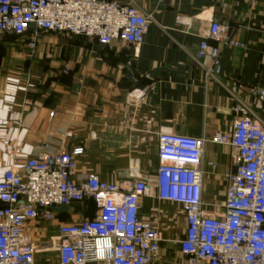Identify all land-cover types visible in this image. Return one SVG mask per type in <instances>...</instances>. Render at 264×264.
<instances>
[{"label": "crops", "instance_id": "crops-1", "mask_svg": "<svg viewBox=\"0 0 264 264\" xmlns=\"http://www.w3.org/2000/svg\"><path fill=\"white\" fill-rule=\"evenodd\" d=\"M116 1L133 3L149 17L140 45L106 44L36 26L24 35L0 36V180L39 151L82 148L75 157L76 182L91 175L110 183L152 182L139 210L142 219H156L162 233L150 264H186L179 243L187 230L186 211L157 196L159 135L205 140L203 208L207 215L221 212L235 150L211 139L232 131L237 104L264 120L263 103L250 92L264 89V0ZM212 19L228 25L230 37L241 45L222 47L217 75L208 71L209 58H196ZM96 214L95 203L85 199L54 209L51 221L29 222L25 235L51 244L61 225ZM55 259L52 249L36 256L37 264Z\"/></svg>", "mask_w": 264, "mask_h": 264}, {"label": "built area", "instance_id": "built-area-1", "mask_svg": "<svg viewBox=\"0 0 264 264\" xmlns=\"http://www.w3.org/2000/svg\"><path fill=\"white\" fill-rule=\"evenodd\" d=\"M37 29L140 45L150 27L148 16L133 3L116 0H0V36L24 35ZM35 31L30 46L35 47ZM207 39L196 58H209L208 71H221L223 46H241L229 26L210 21ZM214 41L215 44L210 43ZM250 92L263 103L264 89ZM232 131L211 141L235 150L233 170L225 175L226 199L221 212L207 215L203 208V146L205 140L175 132L159 135L161 163L157 169V196L179 203L187 214V230L179 241L186 264H264V120L248 115L245 105L235 107ZM53 113H51L52 115ZM71 152L39 151L21 170L14 166L0 180V264H37L40 252L52 249L48 264H150L158 254L162 233L156 219L139 216L141 198L151 193L152 182L138 178L110 183L97 175L76 182ZM91 199L95 217L63 224L51 244L28 239L33 220L51 221L54 208Z\"/></svg>", "mask_w": 264, "mask_h": 264}, {"label": "water", "instance_id": "water-1", "mask_svg": "<svg viewBox=\"0 0 264 264\" xmlns=\"http://www.w3.org/2000/svg\"><path fill=\"white\" fill-rule=\"evenodd\" d=\"M31 26H36L34 23L31 24ZM68 205H63V206H60V207H57V208H67ZM57 208H54V209H57Z\"/></svg>", "mask_w": 264, "mask_h": 264}]
</instances>
